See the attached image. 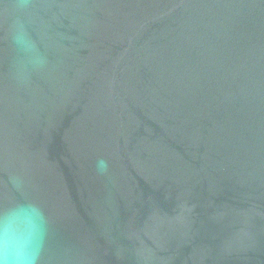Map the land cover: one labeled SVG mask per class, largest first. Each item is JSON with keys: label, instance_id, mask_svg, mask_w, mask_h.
<instances>
[{"label": "water", "instance_id": "1", "mask_svg": "<svg viewBox=\"0 0 264 264\" xmlns=\"http://www.w3.org/2000/svg\"><path fill=\"white\" fill-rule=\"evenodd\" d=\"M3 264H264V0H0Z\"/></svg>", "mask_w": 264, "mask_h": 264}, {"label": "clouds", "instance_id": "2", "mask_svg": "<svg viewBox=\"0 0 264 264\" xmlns=\"http://www.w3.org/2000/svg\"><path fill=\"white\" fill-rule=\"evenodd\" d=\"M0 264H3V261H0Z\"/></svg>", "mask_w": 264, "mask_h": 264}]
</instances>
